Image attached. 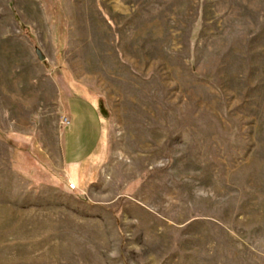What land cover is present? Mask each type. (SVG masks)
I'll return each mask as SVG.
<instances>
[{"label": "rangeland", "instance_id": "374dc122", "mask_svg": "<svg viewBox=\"0 0 264 264\" xmlns=\"http://www.w3.org/2000/svg\"><path fill=\"white\" fill-rule=\"evenodd\" d=\"M0 264H264V0H0Z\"/></svg>", "mask_w": 264, "mask_h": 264}, {"label": "crops", "instance_id": "0c3cea01", "mask_svg": "<svg viewBox=\"0 0 264 264\" xmlns=\"http://www.w3.org/2000/svg\"><path fill=\"white\" fill-rule=\"evenodd\" d=\"M75 101L76 108L73 110V118L83 119L81 123L77 121L76 127L71 128L67 132V138L64 148L65 163L79 169L81 164L76 163L78 159L85 156L91 149L96 146L100 138L101 126L98 121L97 112L81 101ZM86 119V120H85ZM88 119V120H87ZM93 134L97 137L96 142L88 144V137ZM69 190V189H68ZM70 191V190H69Z\"/></svg>", "mask_w": 264, "mask_h": 264}, {"label": "clouds", "instance_id": "9594fccd", "mask_svg": "<svg viewBox=\"0 0 264 264\" xmlns=\"http://www.w3.org/2000/svg\"><path fill=\"white\" fill-rule=\"evenodd\" d=\"M160 163V166H163V161H161V162H159ZM109 255L110 256H112V257H115V256H117L118 255V252L117 251H115V250H113L112 252H110L109 253Z\"/></svg>", "mask_w": 264, "mask_h": 264}, {"label": "water", "instance_id": "95a60500", "mask_svg": "<svg viewBox=\"0 0 264 264\" xmlns=\"http://www.w3.org/2000/svg\"><path fill=\"white\" fill-rule=\"evenodd\" d=\"M36 55H37L39 61H43L44 60V57L42 56V54L40 53L39 50H36Z\"/></svg>", "mask_w": 264, "mask_h": 264}, {"label": "built area", "instance_id": "2783aa9c", "mask_svg": "<svg viewBox=\"0 0 264 264\" xmlns=\"http://www.w3.org/2000/svg\"><path fill=\"white\" fill-rule=\"evenodd\" d=\"M69 190H75V185L73 183H70L68 185Z\"/></svg>", "mask_w": 264, "mask_h": 264}]
</instances>
